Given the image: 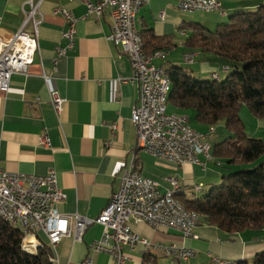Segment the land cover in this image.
Listing matches in <instances>:
<instances>
[{"label":"crops","instance_id":"obj_1","mask_svg":"<svg viewBox=\"0 0 264 264\" xmlns=\"http://www.w3.org/2000/svg\"><path fill=\"white\" fill-rule=\"evenodd\" d=\"M219 2L221 11L213 12L217 13L214 17L200 18L199 24L210 28L225 19L223 10L249 11L258 3L257 0ZM30 3L38 5L35 14L38 52L27 75H12L8 92L0 91V171L35 176L54 171L66 195V199L56 205L57 212L62 216L76 214L87 219L97 218L108 204L131 159L138 173L155 181L160 191L171 188L170 181L175 180L177 200H191L205 192L207 185L217 183L220 167L213 163L205 170L195 165L177 166L136 147L130 122L136 98L135 87L128 82L132 70L120 48L107 40L111 26L107 13L100 21L93 17L82 19L86 12L82 0H0V41L13 37L21 29L24 11L29 10ZM58 9L70 11L79 21L72 48L54 64L55 48L67 44L63 36L66 23L62 15L55 12ZM186 14L177 9L174 0H150L135 15L138 31L152 30L156 37L164 39L163 44L172 46L159 49L167 55L163 60H155L156 66L168 68L171 60L166 58L177 45L186 54L194 53L202 65L214 64L207 55L185 49L189 32L179 28L195 23L188 20ZM25 30L31 32L30 25ZM176 33L182 36L180 44L175 43ZM43 74L47 76L46 82ZM50 91H57L66 100L58 117L50 105ZM44 131L49 137L50 149L38 143ZM195 185H202L198 193H194ZM131 230L151 244L193 249L195 256L176 262L161 251L146 253L143 246H138L126 264H142L144 255H151L157 264H215L213 257L233 264L251 261L256 253L264 251V228L228 235L200 221L193 239H183L164 229L153 230L145 223H132ZM101 233L102 227L94 224L85 229L81 241H74L71 236L62 238L54 249L51 264H84L87 258L91 259V264H114L106 254L88 250V245L98 240ZM38 237L47 245L44 235Z\"/></svg>","mask_w":264,"mask_h":264},{"label":"built area","instance_id":"obj_2","mask_svg":"<svg viewBox=\"0 0 264 264\" xmlns=\"http://www.w3.org/2000/svg\"><path fill=\"white\" fill-rule=\"evenodd\" d=\"M149 1L146 0V3ZM174 1L182 13L221 11L219 0ZM82 3L86 8L82 19L93 17L100 21L103 14L107 13L111 21L107 40L120 48L122 55L130 62L132 77L128 82L136 90L130 122L136 147H142V151L156 159L177 166L195 165L205 170L213 163L209 160V145L215 131L193 133L188 127V120L168 119V112L160 108V97H153V86H160L159 72L162 68L156 66L154 61L163 60L167 54L139 56L134 47V17L144 4H138L137 0H98L95 3L82 0ZM37 7V4L30 3L29 10L24 11L21 29L13 37L0 41V91L3 93L8 92L12 75H27L38 52V21L35 19ZM55 12H59L66 23L63 36L67 44L55 48L54 64L72 48L76 24L79 21L73 13L65 9ZM159 17L162 19L163 13ZM28 25L31 32L25 30ZM194 59L195 56L183 57L186 64H193ZM212 76L217 77V74L213 73ZM42 78L47 81L45 74ZM49 98L51 108L58 117L66 100L57 91H50ZM38 143L43 148L50 149L46 131L38 137ZM213 164L216 167L221 166V162ZM135 178H142V185H135ZM170 183L171 188L160 191L155 181L138 173L134 160L131 159L108 204L97 218L87 219L76 214L62 216L57 212L56 205L64 201L66 195L59 187L54 171L50 170L44 176L0 171V209H6L7 221L21 220L22 239L37 240L43 244L38 235H44L51 250V262L54 260V249L62 238L71 236L74 241H81L85 229L94 224L102 227V233L98 240L88 245V250L94 254H106L114 264H126L129 260L126 252L134 253L138 246H143L146 253L158 250L172 261L182 262L193 258L195 251L176 245L151 244L131 230L132 223H145L153 230L172 231L183 239L196 238L194 232L197 227L186 228L170 219L169 212L160 211V204H173L172 191L178 186L175 180ZM201 189L202 185H195L194 193ZM144 204H152V212H145ZM180 210L187 211L182 207ZM212 261H218V264L227 263V260L217 257H213ZM84 264H91V259L87 258Z\"/></svg>","mask_w":264,"mask_h":264},{"label":"trees","instance_id":"obj_3","mask_svg":"<svg viewBox=\"0 0 264 264\" xmlns=\"http://www.w3.org/2000/svg\"><path fill=\"white\" fill-rule=\"evenodd\" d=\"M257 1L253 10L233 14L227 24L213 31L199 23L179 28L189 32L185 49L207 55L227 73L224 79L218 74L202 79L176 66L165 68L171 87L167 107L193 110L194 120L203 127L223 122L230 134L212 146L211 156L222 162L220 169L226 164L240 170L221 175V183L199 199L175 198L201 222L228 235L264 228V141L247 137L239 116L246 106L256 119H264V0ZM139 33L147 55L172 48L152 30ZM25 240L19 228L0 219V264H51L46 244L38 242L37 251L30 252L22 247ZM142 264L157 263L151 255H144ZM233 264H264V251L251 261Z\"/></svg>","mask_w":264,"mask_h":264},{"label":"rangeland","instance_id":"obj_4","mask_svg":"<svg viewBox=\"0 0 264 264\" xmlns=\"http://www.w3.org/2000/svg\"><path fill=\"white\" fill-rule=\"evenodd\" d=\"M223 1V0H221ZM223 10V9H222ZM225 13V19L222 22H218L215 23L214 25H212L210 28H207L210 31L215 30V28L218 25H222V24H227L229 22V17L232 16L233 14H235L234 11H227V10H223ZM217 13H213V14H209V13H195V14H186V18L188 20H191L195 23H198V21L200 20V18H204V17H214L216 16ZM206 28V27H205ZM181 34L180 33H176L175 35V43L176 44H180L181 42ZM171 56L167 57V61L171 60L169 62L168 67H172V66H176L179 67L183 70H188L191 71L195 76L200 77L202 79H211L212 78V73H216L219 75L220 79H224L227 75V73H224L221 69V67L214 65V64H210V66H208V64L206 65H202L201 61L199 60H194V63L192 65L189 64H185L183 61V55L186 54L184 53L185 50L183 48H180V46L177 45V47L173 48L172 50L169 51ZM192 54V53H191ZM203 67V68H202ZM197 71H202L201 73H197ZM166 111L168 112V114H178V115H183L188 119V124L190 127H192L193 129H196L197 131L199 130L200 132H205L204 129L202 128L203 126L199 125L195 120H194V116L195 113L193 110H178V109H174L170 106H168L166 108ZM239 116L240 119L243 123L244 126V133L247 137L249 138H254V139H258V140H263L264 141V123L260 122L259 119H256L248 110V108L246 106L242 107L241 112H239ZM264 121V119H262ZM215 129V134L212 136V138L210 139V143L211 145H215L218 144L220 142H222L225 138H228L230 136V134L226 131V129L224 128V124L223 122H219L216 125L213 126ZM224 164V163H223ZM225 166V167H224ZM222 169H220V173L218 175L215 174V176L218 177L216 179H218L217 183L213 184L212 186L216 187L221 183V175L224 174H232L237 170H240L239 166H228V165H224ZM229 168V169H228ZM212 186L207 185L205 187L204 190H206L205 192H202L201 194H197L196 196L198 198L203 197L211 188ZM197 197H191V199H195ZM129 254L126 252V256L128 257V259H130V256L133 255Z\"/></svg>","mask_w":264,"mask_h":264},{"label":"bare ground","instance_id":"obj_5","mask_svg":"<svg viewBox=\"0 0 264 264\" xmlns=\"http://www.w3.org/2000/svg\"><path fill=\"white\" fill-rule=\"evenodd\" d=\"M138 4H146V0H137ZM136 15V14H135ZM134 30L135 33L133 34V42H134V47L136 49L137 54L139 56H146L144 53L143 49V43L142 39L140 36L139 31L136 28L135 25V17H134ZM164 51H156L152 55H166ZM194 56V53H187L183 55V57H190ZM159 82L160 86H153V97H160V108L165 109L167 108V100L168 96L171 90L170 87V82L168 79V76L166 74V70L162 67L160 72H159ZM160 87H161V95H160ZM168 119H174V120H188L185 116L183 115H178V114H168ZM188 127L193 131V133H205V132H211L215 131L213 127L208 128L205 132H200L197 131L196 129H193L192 127ZM140 150H142V147H138ZM211 150H212V145H209V160L212 161L213 158L211 156ZM215 163H218L217 161ZM135 185H142V178H135ZM175 190L173 189L172 191V199H173V204H160V211L163 212H169V218L173 219L176 222H179V224L185 226L186 228H195L198 226L200 218L197 214L195 213H190L188 211L180 210V207L184 208L182 203L178 202L174 195H175ZM198 193V192H197ZM144 211L145 212H152V204H144ZM0 219L6 223H8L12 227L19 228L20 230L22 229V222L20 219H13L12 221H7L6 217V209H0ZM39 243L37 240H29L26 239L22 247L23 249L30 251V252H36L37 249L39 248ZM215 264H218V261H213ZM225 264H232V263H225Z\"/></svg>","mask_w":264,"mask_h":264}]
</instances>
